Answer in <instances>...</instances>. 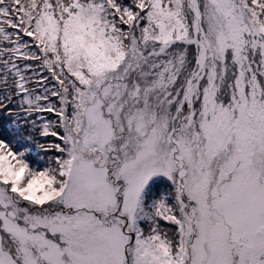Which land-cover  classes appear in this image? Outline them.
Instances as JSON below:
<instances>
[{
    "label": "snow or ice",
    "instance_id": "obj_1",
    "mask_svg": "<svg viewBox=\"0 0 264 264\" xmlns=\"http://www.w3.org/2000/svg\"><path fill=\"white\" fill-rule=\"evenodd\" d=\"M0 264H264V0H0Z\"/></svg>",
    "mask_w": 264,
    "mask_h": 264
}]
</instances>
